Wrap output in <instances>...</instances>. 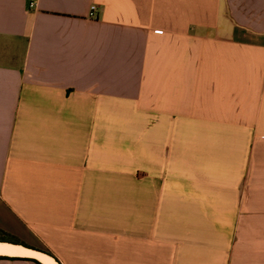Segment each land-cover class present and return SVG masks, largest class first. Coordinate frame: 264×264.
Instances as JSON below:
<instances>
[{
  "label": "crops",
  "instance_id": "0c3cea01",
  "mask_svg": "<svg viewBox=\"0 0 264 264\" xmlns=\"http://www.w3.org/2000/svg\"><path fill=\"white\" fill-rule=\"evenodd\" d=\"M38 255L264 264V0H0V264Z\"/></svg>",
  "mask_w": 264,
  "mask_h": 264
},
{
  "label": "built area",
  "instance_id": "2783aa9c",
  "mask_svg": "<svg viewBox=\"0 0 264 264\" xmlns=\"http://www.w3.org/2000/svg\"><path fill=\"white\" fill-rule=\"evenodd\" d=\"M30 7L33 8L34 7V2L30 4ZM98 11V7L96 5H93L91 8H90V12H89V18L90 19H96V13Z\"/></svg>",
  "mask_w": 264,
  "mask_h": 264
},
{
  "label": "bare ground",
  "instance_id": "6f19581e",
  "mask_svg": "<svg viewBox=\"0 0 264 264\" xmlns=\"http://www.w3.org/2000/svg\"><path fill=\"white\" fill-rule=\"evenodd\" d=\"M3 250H5V249H3ZM38 257H39L41 260H43L46 264H55L51 259H49V258H47V257H45V256H39V255H38Z\"/></svg>",
  "mask_w": 264,
  "mask_h": 264
},
{
  "label": "trees",
  "instance_id": "16d2710c",
  "mask_svg": "<svg viewBox=\"0 0 264 264\" xmlns=\"http://www.w3.org/2000/svg\"><path fill=\"white\" fill-rule=\"evenodd\" d=\"M1 241H8V242H13V240H12V239H10V238H7V237H5V236H3V237L1 238Z\"/></svg>",
  "mask_w": 264,
  "mask_h": 264
}]
</instances>
